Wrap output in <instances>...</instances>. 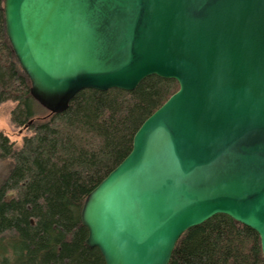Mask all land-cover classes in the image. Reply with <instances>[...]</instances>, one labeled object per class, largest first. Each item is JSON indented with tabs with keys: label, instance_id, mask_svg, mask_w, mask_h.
I'll list each match as a JSON object with an SVG mask.
<instances>
[{
	"label": "water",
	"instance_id": "water-1",
	"mask_svg": "<svg viewBox=\"0 0 264 264\" xmlns=\"http://www.w3.org/2000/svg\"><path fill=\"white\" fill-rule=\"evenodd\" d=\"M3 14L50 112L86 88L178 83L82 204L105 264H168L215 214L258 234L264 264V0H3Z\"/></svg>",
	"mask_w": 264,
	"mask_h": 264
},
{
	"label": "trees",
	"instance_id": "trees-1",
	"mask_svg": "<svg viewBox=\"0 0 264 264\" xmlns=\"http://www.w3.org/2000/svg\"><path fill=\"white\" fill-rule=\"evenodd\" d=\"M30 80L7 39L0 0V103L25 127L20 147L0 134V264H105L80 210L87 194L128 154L140 124L178 89L174 79L149 75L133 90L86 88L62 112L30 93ZM168 264H263L258 234L225 214L189 227Z\"/></svg>",
	"mask_w": 264,
	"mask_h": 264
},
{
	"label": "rangeland",
	"instance_id": "rangeland-1",
	"mask_svg": "<svg viewBox=\"0 0 264 264\" xmlns=\"http://www.w3.org/2000/svg\"><path fill=\"white\" fill-rule=\"evenodd\" d=\"M14 106L15 103L11 100L0 103V134L6 135L14 143V147L18 148L22 144L23 138L30 135V131L25 127H17L12 124L10 112ZM9 165L7 160L0 159V182L6 176L10 168Z\"/></svg>",
	"mask_w": 264,
	"mask_h": 264
}]
</instances>
